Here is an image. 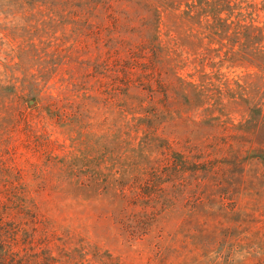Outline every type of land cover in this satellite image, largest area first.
<instances>
[{"label": "rangeland", "instance_id": "rangeland-1", "mask_svg": "<svg viewBox=\"0 0 264 264\" xmlns=\"http://www.w3.org/2000/svg\"><path fill=\"white\" fill-rule=\"evenodd\" d=\"M59 1L0 0V135L12 136L57 224L19 236L14 254L35 259L27 264H264V160L236 137L264 100V0ZM153 65L164 87L139 81ZM10 104L34 131L23 119L5 128ZM184 156L229 173L235 209L190 211L181 195L155 217L115 218L122 182Z\"/></svg>", "mask_w": 264, "mask_h": 264}, {"label": "trees", "instance_id": "trees-1", "mask_svg": "<svg viewBox=\"0 0 264 264\" xmlns=\"http://www.w3.org/2000/svg\"><path fill=\"white\" fill-rule=\"evenodd\" d=\"M20 1L36 8L46 6L48 2V0ZM62 3L64 0L55 2L60 5ZM67 3H81L88 7V3H84L83 0H67ZM218 32L219 28H216L214 34L217 35ZM245 54L249 56L252 64L260 67L261 60L256 51L245 52ZM161 73V71L157 72L156 66L152 70L147 68L139 76V81L149 85L157 82L164 87L165 82H163ZM155 91L153 89V92ZM8 108L12 109V121L5 126L8 131L17 130L22 119L25 128H29L27 131H34L33 120H27L29 119L27 116L22 118L20 114L22 111L13 104H10ZM2 128L4 126L0 127ZM236 137L238 140L241 137L247 139L242 146L246 148L248 157L264 160V100L250 106L249 117L237 129ZM12 140V136L0 135V264H27L35 259H25L12 251L14 250L12 247L21 244L18 237L23 234L31 237L38 231L55 230L57 224L52 223L53 221L40 211L34 195L36 188L27 182L24 170L19 167L11 152ZM211 158L191 163L188 157L184 156L180 166L174 164V167L170 164L169 158L168 162L163 159L160 164H155L157 166L147 167L142 174H136L130 180L122 182L118 195L120 207L114 212L115 218L136 214L143 217L151 215L155 217L164 210L170 209L181 195L190 198L188 202L191 206L190 211H195L198 206L205 208L208 206L207 209L212 210L210 208L214 205L219 209H225L229 207V202H227L229 200H232L231 203L235 209L241 194H236L229 188V173L227 176L225 171H216ZM176 172L182 173L178 184H173L174 189L170 191L165 184L167 179ZM187 174H191L192 177L189 178ZM34 175L39 177L40 174L34 172ZM136 207H141L137 213L134 210ZM136 233H133L134 237Z\"/></svg>", "mask_w": 264, "mask_h": 264}]
</instances>
